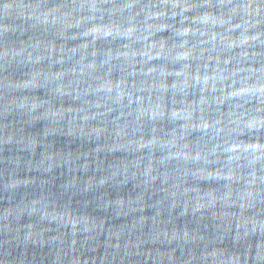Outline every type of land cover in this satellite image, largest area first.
<instances>
[{"label": "water", "instance_id": "95a60500", "mask_svg": "<svg viewBox=\"0 0 264 264\" xmlns=\"http://www.w3.org/2000/svg\"><path fill=\"white\" fill-rule=\"evenodd\" d=\"M264 149V0H0V264H94Z\"/></svg>", "mask_w": 264, "mask_h": 264}]
</instances>
